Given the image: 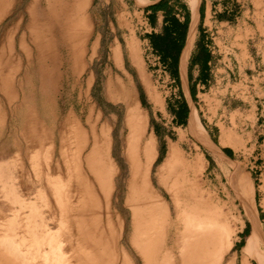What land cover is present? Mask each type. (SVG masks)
<instances>
[{
    "label": "rangeland",
    "instance_id": "obj_1",
    "mask_svg": "<svg viewBox=\"0 0 264 264\" xmlns=\"http://www.w3.org/2000/svg\"><path fill=\"white\" fill-rule=\"evenodd\" d=\"M175 1L190 5L192 18L188 35L193 20V9L197 7L198 11L194 41L186 61V74L196 68L190 67V58L200 38L199 7L201 0L194 3L190 0ZM211 1L215 6L212 11L228 6L229 18L237 15L254 28L256 22L264 21V0ZM146 2L149 1L88 0L85 13L89 20V34L86 39L82 67L78 73L70 75L69 79L64 77V83L60 76L53 83V101L50 104H52L51 113L54 111V114L51 118L39 115L36 111L37 123H42L46 128L42 135L43 141L36 145V131L33 128L29 131L25 129L27 127L25 119L27 108L14 112L12 109L4 108V104H15L13 102L18 96V92L15 84H11V80L13 82H20V79L25 80L23 77L26 71L30 77V82L27 80L24 82L26 94L31 97L35 93L32 84L33 70L27 68L24 58L23 61L21 60V47L30 50L29 37L31 34L34 35L31 29L34 32L35 28L34 24H31L34 19L32 13L37 12L39 4L43 9H46L47 1L0 0V48L2 37L9 39L10 44V51L0 62V65L3 66V77H1L5 78V82H7L3 83L4 81L0 80V234H2L0 238L6 232L12 235V239H9L11 242L0 243V264H38L41 262L37 257L32 260L24 259V248L22 249L19 241L26 231L24 223L28 209L25 207V203H31L30 200L37 203L45 222L43 226L38 227L39 233L45 235L50 231H59L66 250L70 249L69 246L72 244L75 258L80 259L70 261L73 264H87V261L83 259V239L78 234L77 224L71 222L75 218L71 210L74 196L69 191L70 181L68 179L71 155L67 149L65 156H62L60 154L61 139L58 136V145L54 139L55 120L58 117L59 106L62 108L59 123H63V115L70 111H72V118L87 122V116L81 110V106L84 104L82 92L86 93L88 102L97 107V111L103 114V120L108 123L109 155L114 164H119L123 170L122 175L118 176L115 182L112 197V209L121 216L123 226H121L122 230L120 229L118 232V240L115 243L114 250L118 254L116 257L117 259L120 257L123 261L125 256L133 261V263L130 261L131 264H143V259L131 242L134 230L124 208L126 189L123 181L127 177V173L126 163L120 156V132L123 128L125 113V102L118 94L121 84L129 86L130 97L135 99L146 115V132L149 136H154L155 139L157 157L150 166V176L153 175L151 177L152 188L160 195L162 194V189L158 187L155 180L154 172L163 163L169 143L175 145L186 155L198 157L200 159L198 177L201 180V190L204 191L199 198H206L212 206L229 209L231 213L235 211V215L244 220L243 228L238 229L233 236L235 244L229 250L226 260L234 255L240 258L242 251L247 248V244L255 239V233L252 224L244 216L232 183L235 173L231 164L238 163L246 178H251L253 182L255 213L257 219L262 223L264 234V130H259L255 124L256 104H249V101L242 99L248 93L225 92V80H220L218 83L213 80L210 85L213 87L214 95L217 99L222 100V103L196 104L198 100L195 99L194 104H189L190 111L186 123L184 125L175 124L169 106L175 105V101L181 96L180 91L182 88L186 90L187 87V78L183 76L180 64L188 35L180 56L179 74L181 77L180 82L177 83L152 51L148 39L145 37L152 31L146 26V15L143 10ZM248 43V51L253 55L258 54V57L254 62H247V69L254 71V69L264 68V61L261 59L264 47L258 46L259 40L256 38L250 39ZM131 46L136 52L135 60L130 54ZM257 63H259V67ZM250 79L254 80L251 77ZM254 82L258 86H263L264 77L255 78ZM257 93L258 89L256 88L250 94L257 95ZM28 104L32 108L39 106L38 100L35 99ZM194 111L197 112L207 133V141L212 143V147H208L188 132L190 118ZM179 133L183 134L182 137L179 136ZM222 137L227 140V145L220 144ZM180 141L181 143H178ZM27 143L32 147L26 148ZM225 147L230 148L231 153H225L222 150ZM160 153L162 157L158 160ZM216 155L223 158L225 165H221L217 161ZM33 156L37 158H33ZM180 175L181 186L184 187V193L187 194L191 188V175L183 167L180 169ZM55 177L63 178L62 180L66 182L64 200L69 197L70 199H67L68 205L65 211L55 200L56 196L52 189ZM62 212L64 224L59 223ZM245 227H247L246 231H244ZM42 249L49 251L50 247L45 245ZM112 251L111 256L108 254L109 257H105L103 260L104 264H113L114 260L116 262L114 264H121V260L113 259L115 256ZM156 261L157 264L161 263V260ZM170 263L172 264V260ZM254 264L256 263L254 262Z\"/></svg>",
    "mask_w": 264,
    "mask_h": 264
},
{
    "label": "bare ground",
    "instance_id": "obj_2",
    "mask_svg": "<svg viewBox=\"0 0 264 264\" xmlns=\"http://www.w3.org/2000/svg\"><path fill=\"white\" fill-rule=\"evenodd\" d=\"M46 1V9L39 4L37 12L32 13L34 19L31 24H34L35 28L34 32L31 29L34 35L31 34L29 37L30 50L21 47V60L24 58L27 68L33 70L32 84L35 93L31 97L26 94L24 82L25 80L30 82L26 71L23 77L25 80L20 79V82L11 80V84H15L18 92L13 102L15 104H4V108L12 109L14 112L27 108L25 129L29 131L33 128L36 131V145L43 141L42 135L46 131L42 123H37L36 111L44 117H52L54 111L51 113L50 102L53 101V83L59 76L64 83V77L69 79L70 75L80 71L89 34V20L85 13L88 0ZM1 43L0 62L10 51L9 39L2 37ZM1 76L3 77L2 65ZM2 77L0 80L7 83ZM119 88L126 94L129 86L121 84ZM81 96L84 100L81 110L86 114L87 122L72 118L70 111L63 115V123H59L62 113L59 106L54 139L56 145L58 136L61 139L62 156H65L67 149L71 155V167L68 168L69 191L75 200L71 199V210L75 216L71 222L77 224L78 234L83 239V259L87 264H104L103 260L111 256V251L118 240V232L122 230L121 216L112 209V197L115 182L123 170L110 158L109 126L103 120V114L97 111L94 104L88 102L86 93L82 92ZM34 99L38 100V108L35 106L32 108L28 104ZM128 101V104H124L123 128L120 132V156L126 163L127 173L123 181L126 189L124 208L134 230L131 242L143 259V264H157L156 260H161L160 264H169L170 260L172 264H254V262L264 264V234L262 223L255 213L254 185L251 178H246L238 163L231 164L235 173L233 187L245 218L253 226L255 239L247 244L240 258L234 255L226 260L229 250L235 244L233 236L238 229L243 228L244 220L235 215V211L231 213L229 209L212 206L206 198H199L204 193L198 177L200 159L186 155L173 144L169 143L163 163L154 172L162 194L152 188L153 175L150 176V166L157 157L155 139L146 132V115L140 105L134 100ZM188 132L208 147L213 146L207 141V133L196 111L190 118ZM182 135L179 133L180 137ZM227 143L225 138L220 139L221 145ZM30 146L32 147L27 143L26 148ZM216 158L221 165H225L222 157L216 155ZM182 167L191 175V188L187 194L181 186ZM62 179L55 177L52 189L56 196L53 195L55 200L65 211L67 199L70 197L66 198L67 201L64 200L66 182ZM30 202L25 203L28 209L24 223L26 231L19 240L22 249L24 248V259L32 260L37 257L41 261L38 264H73L70 260H80L75 258L72 244L69 246L70 249L66 250L59 231H50L45 235L39 233L38 227L43 226L45 222L37 203L31 200ZM63 217L62 212L59 222L61 224L65 223ZM11 237L8 232L4 233L0 243L11 242L9 240ZM45 245L50 247L49 251L42 249ZM112 252L115 256L113 259L121 260L120 257L118 259L116 257L117 251ZM130 261L124 256L121 264L133 263Z\"/></svg>",
    "mask_w": 264,
    "mask_h": 264
},
{
    "label": "crops",
    "instance_id": "obj_3",
    "mask_svg": "<svg viewBox=\"0 0 264 264\" xmlns=\"http://www.w3.org/2000/svg\"><path fill=\"white\" fill-rule=\"evenodd\" d=\"M148 1L149 2H146L143 6V10L146 15V26H148L152 31H157V28L159 30L162 25L163 13L162 11H157L155 14V24H152L148 18V13L151 12L149 6L155 4L158 0ZM172 1L173 0H170V2ZM196 1L197 0L194 2ZM190 2L194 3L193 0H190ZM213 7L215 6L212 5L211 0H201L200 2L199 35L200 37H204L205 44L213 55L209 70L210 78L206 81H201L198 79L200 70L197 65H193V67L196 68L186 72L185 74L186 61L193 45L198 22V11L196 7L193 9V20L188 35L192 12L190 5L187 6L189 10V24L187 29L188 41L185 40V44L187 41V45L186 47L184 45L185 48L183 47L184 50L182 49L183 53L181 51L182 56L180 53L181 71L183 76H186L187 78L186 90L183 88L181 90L183 97L185 98L188 105L194 104L195 99L198 100L196 101V104H221L222 100L217 99L216 95H214L213 87H211L210 83H212L213 80L217 83L220 80H225V92L238 94L248 93V95H244V98L242 99L249 101V104H256L255 124H257V128L259 130L263 131L264 85L258 86L254 80L258 77H264V68L250 71L247 69V62H254L255 58L257 60L258 57V54L253 55L248 51V42L250 39H258V46L262 48L264 47V21L256 22V27L254 28L249 22L241 20L237 15H231L232 17L229 18L230 14L228 6H223V8H218L215 11H212ZM130 54L132 59L135 60L136 52L132 46ZM261 59L264 61V52L261 54ZM257 66L259 67V63H257ZM180 77L181 75L179 74V78ZM250 77L254 80H251ZM256 88L258 89L257 95H251L250 93L254 92ZM129 91L130 88L125 94V92L119 88V93L117 92L119 95H121V98L124 100L125 104H128L129 99H133L135 101L133 97H130ZM216 127L219 128L217 125Z\"/></svg>",
    "mask_w": 264,
    "mask_h": 264
},
{
    "label": "trees",
    "instance_id": "obj_4",
    "mask_svg": "<svg viewBox=\"0 0 264 264\" xmlns=\"http://www.w3.org/2000/svg\"><path fill=\"white\" fill-rule=\"evenodd\" d=\"M179 7V8H178ZM151 10L148 18L155 24L156 12L162 11V25L158 31H151L145 35L148 39L152 51L158 56L159 61L169 71L174 80L179 83V57L185 45L187 29L189 24V10L183 3L173 0H158L150 5ZM182 15V17H181ZM213 55L205 44V39L201 36L197 43L194 53L190 58V67L197 65L200 74L198 79L206 81L210 78V65ZM180 98L175 101V105H170L169 110L173 114V121L177 125H184L189 115V105L180 91ZM225 153H231L230 148L222 149ZM161 153L158 160L161 158ZM247 227H245V230Z\"/></svg>",
    "mask_w": 264,
    "mask_h": 264
},
{
    "label": "water",
    "instance_id": "obj_5",
    "mask_svg": "<svg viewBox=\"0 0 264 264\" xmlns=\"http://www.w3.org/2000/svg\"><path fill=\"white\" fill-rule=\"evenodd\" d=\"M186 40H187V36H186Z\"/></svg>",
    "mask_w": 264,
    "mask_h": 264
}]
</instances>
